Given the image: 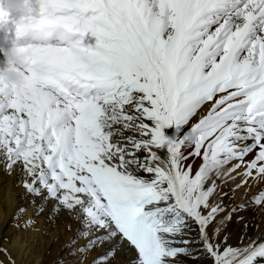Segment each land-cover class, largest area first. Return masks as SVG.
<instances>
[{"label": "snow or ice", "instance_id": "obj_1", "mask_svg": "<svg viewBox=\"0 0 264 264\" xmlns=\"http://www.w3.org/2000/svg\"><path fill=\"white\" fill-rule=\"evenodd\" d=\"M0 31L18 239L47 214L71 233L53 264H264L259 225L229 231L264 207V0H0Z\"/></svg>", "mask_w": 264, "mask_h": 264}, {"label": "bare ground", "instance_id": "obj_2", "mask_svg": "<svg viewBox=\"0 0 264 264\" xmlns=\"http://www.w3.org/2000/svg\"><path fill=\"white\" fill-rule=\"evenodd\" d=\"M90 39L94 41V38L88 37L86 38V42ZM2 60L0 56V61ZM12 184L13 182L9 178L0 176V235L12 237L18 264H50L47 263L49 257L57 258L65 254L63 245L71 238V233L64 231L63 220H57L55 225H53L48 222L47 214H45L37 220V224L46 235L31 233L25 234L22 239H18L16 233L11 231L9 221L12 212L15 210V206L18 203H23V201L20 200V190L14 188ZM260 187L264 188L263 185H260ZM257 191L258 188L253 187L252 191L245 197L244 190L241 189L236 193L235 200L237 203L246 201ZM25 206L27 207V205ZM31 211L29 207L28 215H31ZM256 211L257 208L249 207L247 211L240 214L244 219L240 223H235L240 227L241 232L243 231L244 223L250 225L248 230V234L250 235L256 233V225H259V231L264 232V217L257 216ZM56 236L59 237V240L53 242ZM47 253H49L48 257L46 255Z\"/></svg>", "mask_w": 264, "mask_h": 264}, {"label": "clouds", "instance_id": "obj_3", "mask_svg": "<svg viewBox=\"0 0 264 264\" xmlns=\"http://www.w3.org/2000/svg\"><path fill=\"white\" fill-rule=\"evenodd\" d=\"M29 2V0H4V12L7 15H11L16 18H21L25 14V5ZM5 63H14L17 66L22 67V64L19 60H5ZM5 85L7 87L12 86H21L22 79L20 76L16 75L13 72H5L3 76Z\"/></svg>", "mask_w": 264, "mask_h": 264}, {"label": "rangeland", "instance_id": "obj_4", "mask_svg": "<svg viewBox=\"0 0 264 264\" xmlns=\"http://www.w3.org/2000/svg\"><path fill=\"white\" fill-rule=\"evenodd\" d=\"M263 186H264V185H263ZM256 214H257V216H259V217H264V216H263V214H264V207L257 208ZM229 231L232 232V234H233L234 237L237 236V235H239V234L241 233V231H240V227L237 226V224L235 223V221H233V222L229 225ZM48 254H49V253L46 254L47 257H48ZM49 260H50V261H49ZM55 260H56V258L49 257L47 263L53 264V262H54Z\"/></svg>", "mask_w": 264, "mask_h": 264}]
</instances>
